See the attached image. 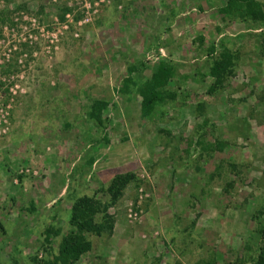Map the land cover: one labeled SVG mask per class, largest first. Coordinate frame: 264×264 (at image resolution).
I'll list each match as a JSON object with an SVG mask.
<instances>
[{"label": "rangeland", "instance_id": "1", "mask_svg": "<svg viewBox=\"0 0 264 264\" xmlns=\"http://www.w3.org/2000/svg\"><path fill=\"white\" fill-rule=\"evenodd\" d=\"M224 2L0 0V264L50 262L79 231L70 206L83 195L100 228L80 231L87 250L65 264L255 260L264 21L220 12ZM222 50L230 63L215 80ZM158 62L175 98L143 117L135 86ZM116 175L129 178L111 198Z\"/></svg>", "mask_w": 264, "mask_h": 264}, {"label": "trees", "instance_id": "2", "mask_svg": "<svg viewBox=\"0 0 264 264\" xmlns=\"http://www.w3.org/2000/svg\"><path fill=\"white\" fill-rule=\"evenodd\" d=\"M219 11L227 14L232 13L242 19H249L254 22L262 23V21H264V14L261 6L255 0H225L224 4L219 8ZM214 50L215 47L213 45L209 47V52ZM213 58L209 67V72L214 76L215 80H217L230 63V55L227 51L222 50ZM134 70V67H129L128 69V71ZM171 75V67L165 65L163 62H158L149 79L144 84L138 86L133 84L140 97L139 109L141 116L146 117L156 106L174 100V92L165 89V85ZM125 82L133 83L129 77L125 78ZM87 116L95 120L97 124H101L102 108L96 100L90 101ZM128 178V175L114 176L108 187L111 198H115L119 194ZM98 210L99 204L90 197L83 195L76 199L70 206L69 222L73 223L79 231H71L61 237L57 247V254L54 255L50 262L43 264H65L72 260H76L84 253L87 250V244L80 234V231L87 228L93 230L100 228V225H96L93 220ZM258 231L260 235L264 237V226L259 228ZM251 264H264V249L259 247L256 258Z\"/></svg>", "mask_w": 264, "mask_h": 264}]
</instances>
